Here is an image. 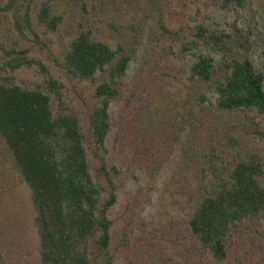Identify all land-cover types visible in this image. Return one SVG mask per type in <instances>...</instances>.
I'll return each instance as SVG.
<instances>
[{
    "label": "rangeland",
    "instance_id": "374dc122",
    "mask_svg": "<svg viewBox=\"0 0 264 264\" xmlns=\"http://www.w3.org/2000/svg\"><path fill=\"white\" fill-rule=\"evenodd\" d=\"M50 1L54 14L63 18L58 31L50 32L35 20L38 7ZM244 8L222 9L212 0H171L164 23L174 32L163 33L155 16L148 14L146 0H90L87 13L78 0H32V28L42 46L32 44L13 27L10 13L0 11V64L4 51L28 49L64 86L59 109L79 117L86 130L96 101L88 83L67 78L59 62L70 38L82 26L111 47L120 36L109 24L137 26L145 22L139 43L123 82L109 107L110 131L104 158L111 169L116 203L108 212L112 220L114 264H264V213L254 224L242 223L230 233L226 257L216 260L189 231L193 207L204 195L212 171L225 175L239 158L257 154L264 186V122L249 114L222 112L214 89L192 80L190 68L199 51L184 52L195 25L230 35L229 46L239 40L249 46L255 69L264 73V0H246ZM4 0H0V6ZM87 19V20H85ZM216 63L221 54L212 52ZM14 84L34 88L42 82L37 68H20L12 74ZM201 96L205 98L201 102ZM95 164L91 160V170ZM125 235L127 245L119 238ZM0 264H40L39 244L28 188L23 184L0 139Z\"/></svg>",
    "mask_w": 264,
    "mask_h": 264
},
{
    "label": "trees",
    "instance_id": "16d2710c",
    "mask_svg": "<svg viewBox=\"0 0 264 264\" xmlns=\"http://www.w3.org/2000/svg\"><path fill=\"white\" fill-rule=\"evenodd\" d=\"M78 1L80 10L87 13L90 0ZM170 1L146 0V12L155 16L163 33L173 35L164 23V10ZM212 1L222 9L244 8L247 3ZM31 2L4 0L0 11L11 14L19 36L25 38L28 29L33 35L32 44L42 46L32 28ZM35 20L47 31L56 32L63 18L54 14L50 1H45L38 7ZM144 25L129 24L123 30L124 26L109 24L120 36L114 47L82 26L70 38L59 65L67 78L93 88L96 104L89 113L86 130L76 114L53 111L52 98L62 107L65 86L40 60L30 56L28 49L4 51L7 58L0 64V139L29 191L40 264H114L113 222L108 212L116 203L111 174L115 169H110L104 158L110 131L109 107L123 87ZM229 40L228 33L200 24L193 26L181 50L205 52L197 55L190 77L214 89L220 111L243 114L251 125L254 120L249 114L254 113L264 122V73L255 69L246 41L239 40L237 46L230 47ZM212 52L221 54L219 63ZM34 67L42 75L41 83L34 88L13 83L16 70ZM204 100L201 96V102ZM213 154L209 158L213 178L193 207L188 226L202 248L222 261L230 233L242 223L254 224L264 213V186L257 154L239 158L225 175L215 173ZM119 243L127 245L125 235Z\"/></svg>",
    "mask_w": 264,
    "mask_h": 264
}]
</instances>
